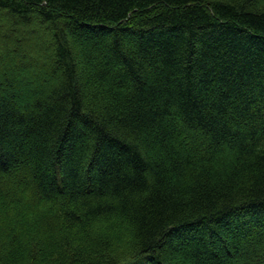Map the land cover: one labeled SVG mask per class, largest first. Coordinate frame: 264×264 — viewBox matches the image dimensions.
<instances>
[{
	"label": "trees",
	"instance_id": "1",
	"mask_svg": "<svg viewBox=\"0 0 264 264\" xmlns=\"http://www.w3.org/2000/svg\"><path fill=\"white\" fill-rule=\"evenodd\" d=\"M0 264H264V0H0Z\"/></svg>",
	"mask_w": 264,
	"mask_h": 264
},
{
	"label": "rangeland",
	"instance_id": "2",
	"mask_svg": "<svg viewBox=\"0 0 264 264\" xmlns=\"http://www.w3.org/2000/svg\"><path fill=\"white\" fill-rule=\"evenodd\" d=\"M17 98H21V95H20V93H19V96H18Z\"/></svg>",
	"mask_w": 264,
	"mask_h": 264
}]
</instances>
